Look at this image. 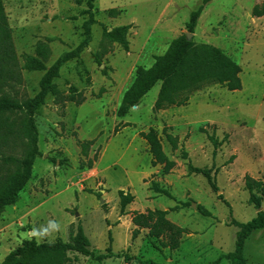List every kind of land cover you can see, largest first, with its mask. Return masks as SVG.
<instances>
[{"label":"rangeland","instance_id":"1","mask_svg":"<svg viewBox=\"0 0 264 264\" xmlns=\"http://www.w3.org/2000/svg\"><path fill=\"white\" fill-rule=\"evenodd\" d=\"M3 2L10 39L3 41L0 50V96L25 101L40 92L45 74L24 70L26 56H37L39 44H46L50 68L76 49L85 38L88 0ZM263 3L214 0L206 6L193 34L197 44L220 48L241 66L242 90L231 92L223 85L208 84L188 94L185 106L155 111L159 83L121 118L117 112L138 67L150 68L155 56L164 55L175 39L189 34L191 15L203 0H96L98 24L81 56L83 65L73 61L62 68L55 81L59 95H50L35 116L42 155L17 205L0 213V264L27 240L69 242L79 224L97 255L108 254L112 248L114 256L100 262L70 253L74 264H144L148 260L216 264L221 258L217 264H231L224 256L235 250L239 229L230 225L227 203L237 221H251L258 210L249 203L246 177L264 182V16L253 15ZM124 25L133 26L129 51L103 35L104 27L111 31ZM96 53L103 54L101 66L94 59ZM72 85L86 99L84 104L70 100ZM11 120L21 121V116ZM126 124L131 126L124 128ZM152 128L158 131L167 156L177 164L168 175L163 166H153L150 146L141 137ZM168 135L178 138L177 149ZM211 135L219 146L209 139ZM94 140L84 156L81 142ZM20 146L14 149H26ZM183 150L194 166L214 170L219 193L203 175L189 173ZM96 156L98 160L89 168ZM153 182L174 198L154 192ZM121 190L135 196L124 213ZM191 201L192 207L172 211L179 202ZM197 205L212 216L199 213ZM149 210L169 211L168 220L186 230L178 249L165 248L162 239L152 238L149 229L134 224L135 214ZM49 221L57 222L59 230L38 236ZM245 255L248 264H264V229L247 241Z\"/></svg>","mask_w":264,"mask_h":264},{"label":"trees","instance_id":"2","mask_svg":"<svg viewBox=\"0 0 264 264\" xmlns=\"http://www.w3.org/2000/svg\"><path fill=\"white\" fill-rule=\"evenodd\" d=\"M213 1L203 0V4L198 10L192 13L188 24V33L195 34L206 6ZM95 2L96 0H88V10L84 13L88 16L84 23L85 38L76 49L65 53L50 68L46 65L50 56L48 45L39 44L37 56H26L24 70L45 72L40 82V92L34 98L19 101L9 95L0 96V213L7 207L17 205L21 193L32 180L34 165L42 155L39 148V131L35 116L46 104V100L50 95H59L55 81L60 77L62 68L73 61L83 65L81 56L89 48L92 42L93 27L98 24L94 13ZM253 15L255 17L264 16V3L261 7H255ZM6 24L4 2L0 0V50L3 41L10 39ZM132 27V25H124L111 31L104 27L103 35L106 40L117 43L124 50L129 51L128 35ZM6 59L7 57L4 56L3 61ZM94 59L98 65L103 64V54H94ZM154 59L155 62L150 68L138 67L134 82L123 96L117 112L118 117H126L135 106L142 103L144 98L159 83L162 85L154 106L155 111L172 106H185L189 101L188 94L199 91L208 84L223 85L231 92L242 90L241 66L220 48L208 44H197L194 39L189 40L187 34L175 39L164 55L155 56ZM183 96L185 97L182 98ZM69 98L78 105H82L86 101L79 93L78 88L73 85L70 86ZM16 115L21 116V121L11 120V117ZM129 126L131 125L126 124L124 128ZM119 131V127H117L115 133L117 134ZM141 137L150 146L153 166L161 165L164 173L170 174L177 164L170 160L165 153L158 131L152 128L148 132H142ZM167 137L174 149H177L178 138L172 135ZM209 139L215 146H219V141L215 136L211 135ZM94 143L95 140L81 142L84 156H87L88 149ZM17 145L19 147L25 145L26 149L15 150L14 148ZM4 148L12 150H2ZM183 159L188 161L190 174L203 175L207 178L212 190L216 193L220 192L213 169L194 166L189 159L188 152L184 150ZM97 160V156L90 160L89 168H92ZM245 184L249 193V203L258 210V213L251 221L241 223L233 217L232 208L227 203L232 216L230 225L239 229L235 250L224 256L231 264H248L245 255L247 241L255 232L264 229V182L247 176ZM151 189L160 195L174 198L168 189L162 188L157 182H153ZM119 197L121 210L124 213L126 208L135 201V196L130 192L121 190L119 191ZM218 199L224 201V196L218 195ZM193 203L192 201L179 202L172 211L190 208ZM197 211L204 216H212V213L202 205H197ZM168 214L169 211L149 210L146 214H135L133 222L139 229H149L152 238L162 239L165 248L176 250L180 247L181 239L186 234V230L168 220ZM70 253H78L100 262L114 256L112 248L108 249V254L97 255L91 249V241L86 235L82 224H79L77 233L72 234L69 242L58 240L52 243H38L34 239L27 240L22 246L12 251L2 264H74V261L70 258ZM222 259H219L216 264ZM143 263L157 264L152 260Z\"/></svg>","mask_w":264,"mask_h":264},{"label":"clouds","instance_id":"3","mask_svg":"<svg viewBox=\"0 0 264 264\" xmlns=\"http://www.w3.org/2000/svg\"><path fill=\"white\" fill-rule=\"evenodd\" d=\"M60 228L59 224L55 221H49V227L43 229L41 232H38V236H43L49 234L50 230L58 231Z\"/></svg>","mask_w":264,"mask_h":264},{"label":"water","instance_id":"4","mask_svg":"<svg viewBox=\"0 0 264 264\" xmlns=\"http://www.w3.org/2000/svg\"><path fill=\"white\" fill-rule=\"evenodd\" d=\"M187 36H188V39L189 40H192L193 39V34H187ZM134 108H137V106H135ZM102 203H104V201H102Z\"/></svg>","mask_w":264,"mask_h":264},{"label":"crops","instance_id":"5","mask_svg":"<svg viewBox=\"0 0 264 264\" xmlns=\"http://www.w3.org/2000/svg\"><path fill=\"white\" fill-rule=\"evenodd\" d=\"M161 89V88H160ZM159 92H160V90H159ZM159 95V94H158ZM138 107V106H137Z\"/></svg>","mask_w":264,"mask_h":264}]
</instances>
